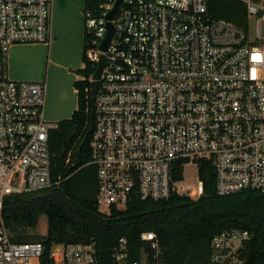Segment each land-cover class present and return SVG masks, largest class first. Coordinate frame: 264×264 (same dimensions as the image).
<instances>
[{
  "label": "built area",
  "instance_id": "1",
  "mask_svg": "<svg viewBox=\"0 0 264 264\" xmlns=\"http://www.w3.org/2000/svg\"><path fill=\"white\" fill-rule=\"evenodd\" d=\"M207 1L84 0L85 59L94 69L88 165L97 168L102 214L134 198H200L201 162L212 166L217 195L264 193V0H235L246 7L245 29L212 19ZM51 2L0 0V264H58V251L61 264H99L93 244H55L47 254L41 242L13 243L2 216L4 197L52 184L48 133L56 125L44 120L45 83L6 74L12 46L50 43ZM190 167L195 184L186 185ZM140 239L132 259L120 238L111 264H164L155 234ZM250 239L236 229L214 235L209 264H245Z\"/></svg>",
  "mask_w": 264,
  "mask_h": 264
},
{
  "label": "trees",
  "instance_id": "2",
  "mask_svg": "<svg viewBox=\"0 0 264 264\" xmlns=\"http://www.w3.org/2000/svg\"><path fill=\"white\" fill-rule=\"evenodd\" d=\"M207 12L212 19L241 29L248 23L246 7L235 0H208ZM84 43V68L77 73L85 80L74 82L77 108L48 133L51 186L39 193L3 198L2 216L10 241L41 242L47 254L55 244H93L99 264H111V250L120 238L126 240L131 258L137 259L143 247L141 234L153 232L164 264H209L212 237L236 229L251 236L243 253L245 264H264V193L217 195L208 162L199 165L204 190L196 200L134 198L124 210L112 209L109 215L98 211L97 168L88 165L94 117L92 84L87 79L94 69L86 62ZM75 153L78 160L72 162ZM41 215L46 218V234H30Z\"/></svg>",
  "mask_w": 264,
  "mask_h": 264
},
{
  "label": "crops",
  "instance_id": "3",
  "mask_svg": "<svg viewBox=\"0 0 264 264\" xmlns=\"http://www.w3.org/2000/svg\"><path fill=\"white\" fill-rule=\"evenodd\" d=\"M82 2V0H52L50 43L12 46L7 56L8 79L45 83L43 114L48 118H56L58 122L69 119L77 108V91L74 82L82 80V76L77 72L84 68L82 61L84 27L81 25V18L76 8L82 6ZM72 9L76 10L72 12ZM72 21L74 24H71ZM66 28L70 33H72L71 28L73 29V33L68 38L69 49L63 42Z\"/></svg>",
  "mask_w": 264,
  "mask_h": 264
},
{
  "label": "rangeland",
  "instance_id": "4",
  "mask_svg": "<svg viewBox=\"0 0 264 264\" xmlns=\"http://www.w3.org/2000/svg\"><path fill=\"white\" fill-rule=\"evenodd\" d=\"M82 1L84 2V0H82ZM83 2H82V6H80L79 8H76V9L78 11L79 17L81 18V25L84 27V25H83V13H82ZM76 9H72V12ZM71 24H74V21H72ZM72 26L73 25H71V27ZM71 31L73 33L72 28H71ZM61 32L64 33V31L62 29H61ZM72 33H70L66 28L64 38H63V42H64V45L67 49H69L68 38H69L70 34H72ZM37 45H41V44H37ZM59 50H60V47L58 49V52H59ZM8 53H9V51H8ZM54 55L56 56V51H55ZM30 82H37V81H30ZM44 120L47 123H49L51 126H55V124L58 122L56 120V118H48L47 115H44ZM184 184H186V185L195 184V168L190 167V168L185 169ZM46 227H47L46 218H45V216L41 215L37 220L36 227L33 230L29 231V233L32 235H37V236H44L46 234ZM57 254H58V258H57L58 264H61L62 259L60 258L59 251L57 252Z\"/></svg>",
  "mask_w": 264,
  "mask_h": 264
},
{
  "label": "water",
  "instance_id": "5",
  "mask_svg": "<svg viewBox=\"0 0 264 264\" xmlns=\"http://www.w3.org/2000/svg\"><path fill=\"white\" fill-rule=\"evenodd\" d=\"M118 2H119V0H118ZM118 2L116 3V6H115L114 10L108 15V19L109 20L116 13V8H117ZM112 34H113V27L110 24H108L107 25V33H106V36H105L104 40L102 41V43L100 44V49L101 50L104 51L106 49V47H107V45H108V43H109V41L111 39ZM104 64H105V57L104 56H101L100 57V61L98 63V66H97V68H96V70H95V72L93 74V78L94 79H99L100 74H101V71H102V69L104 67ZM71 160H72V162H76L78 160V156H77L76 153L73 154Z\"/></svg>",
  "mask_w": 264,
  "mask_h": 264
}]
</instances>
